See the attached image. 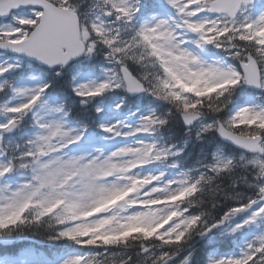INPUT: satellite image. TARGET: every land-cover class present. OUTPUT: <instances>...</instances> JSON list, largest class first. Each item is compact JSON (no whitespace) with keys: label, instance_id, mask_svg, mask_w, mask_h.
I'll return each instance as SVG.
<instances>
[{"label":"snow or ice","instance_id":"1","mask_svg":"<svg viewBox=\"0 0 264 264\" xmlns=\"http://www.w3.org/2000/svg\"><path fill=\"white\" fill-rule=\"evenodd\" d=\"M209 45L227 60L205 59ZM0 49L46 66L78 98L66 106L47 82H0V238L32 234L90 250L60 264H190L193 252L177 258L194 237L259 225L238 253L204 264H264V103L229 108L245 85L264 99V0H0ZM100 55L103 79H67ZM19 67L0 63V77ZM116 90L171 109L135 124L97 119ZM171 116L199 122L198 137L218 133L241 153L174 178L142 173L179 154L152 139ZM90 127L131 143L75 152Z\"/></svg>","mask_w":264,"mask_h":264},{"label":"rangeland","instance_id":"2","mask_svg":"<svg viewBox=\"0 0 264 264\" xmlns=\"http://www.w3.org/2000/svg\"><path fill=\"white\" fill-rule=\"evenodd\" d=\"M190 47H194V46L190 45ZM96 79H97V78L94 77V76H92V75H83L82 78H81V80H80V82H88L89 80H96ZM39 82H40V81H39L38 79H36V78H30V79H26V80L21 81V82L19 83L18 86H30V87H32V86H35L36 84H38ZM13 102H17V101L14 100ZM251 104H261V102H260V101H255V100H254L253 102H251ZM251 104H245V105H243L242 107H245V106H248V105H251ZM242 107H240V108H242ZM237 110H239V108L236 109L235 111H237ZM235 111H234V112H235ZM127 114H128V113H123V114H121L120 116L109 115L108 117H106V119L104 120V122H109V123H111V122H114V121L117 120V119H124V120H126V116H127ZM204 122H210V121L205 119ZM128 123H129V122H128ZM199 129H200V123L197 122V123L194 125V127L190 129V131H191L190 133H194V136L198 137V136H197V132L199 131ZM190 133L188 132L189 135H190ZM189 135H188V136H189ZM199 137H200V136H199ZM88 141H89L90 143H92L93 147L90 148L89 150H88L87 148L81 149V150L77 151V153H79V152H83V151H91L94 147H101V145H102V144L99 143V142H91V141H92V138H90ZM125 143H131V140L119 139V140H116V141H111L110 144H112V148H111L110 150H112V149H113L114 147H116V146H119V145H122V144H125ZM182 145H183V146H182ZM182 145H181L182 147L180 148V151L183 150V147H184V141L182 142ZM176 152L180 153L179 150H176ZM202 152H203L202 149L199 150V153H200V156H201V157L198 158L197 160H195V161L190 162L189 164H187V167H182V165H181V166H180L181 168H178L177 171H175V172H167L168 177H170V178H174V177H176V176H177L179 173H181V172H186V171L195 172V171H197L198 168H199V166H200V162L202 161V160H201V159H202V154H201ZM217 153H220V150H218V149L213 150V155H212V157L215 156V155H217ZM189 155H190V153H188V155L186 156V158H188ZM175 157H176V156H175ZM175 157H173L171 160H176ZM214 158H219V157H214ZM171 160H170V161H171ZM175 164L178 165V162H175ZM200 167H202V166H200ZM200 169H201V168H200ZM200 169H199V170H200ZM165 170H166V169H164V168L155 167V166H153V165L151 164V165L147 166L146 168L141 169V170H139V171H141L142 173H153V174H155V173H157V172H159V171H165ZM259 228H260V226H258V225H257V229H258V230H253V229L251 228V229L253 230V232H250L249 227L246 228V234H245L244 243H241V242H239L238 240H236V241H238L236 249H238V251H239V248H240L241 246H243L247 241H249L251 238H253V236H254L255 234H257V233L261 230V229H259ZM241 232H242V230H241L240 232L236 233V234H239V233H241ZM236 234L233 235L235 238L237 237ZM224 235H227V234H224ZM224 235H223V236H224ZM221 237H222V234L217 233V235L214 236L213 238H211V239L209 240V242H210V241H212V242H214V241H218ZM208 244H211V242L208 243ZM238 251H237V253H238ZM76 254H80V253H78V252H69V253L66 254L64 257H60L57 261L49 260L48 264H60V262H61L62 260L66 259V258H68V257H70V256H72V255H76ZM214 254H216V252H215V251H212V252L210 253L209 256L214 255ZM34 255H35V254H34L32 251L28 250V251L25 252V255L23 256V258H22L21 260L9 259V258H3V259L0 260V264H47L46 261H44V260L41 261V260H40L41 256H40L39 258H37V257L34 256ZM39 255H40V254H39ZM56 256H57V255H56ZM41 259H43V258H41Z\"/></svg>","mask_w":264,"mask_h":264},{"label":"trees","instance_id":"3","mask_svg":"<svg viewBox=\"0 0 264 264\" xmlns=\"http://www.w3.org/2000/svg\"><path fill=\"white\" fill-rule=\"evenodd\" d=\"M52 82H53V80L50 81L51 85H52ZM54 84H55V87L53 88L51 86L50 90L52 92H54L55 95H57L58 90H60V88H62V87H60V84H62V82H61V80L59 78H57V79H54ZM77 100H78V98L76 100H73L74 103L70 102V105H76L77 104ZM67 101H69V100L67 99ZM66 106H68V103L66 104ZM180 125H182L181 122H180ZM9 253H10L9 246L5 247V245L0 244V255L9 254Z\"/></svg>","mask_w":264,"mask_h":264},{"label":"water","instance_id":"4","mask_svg":"<svg viewBox=\"0 0 264 264\" xmlns=\"http://www.w3.org/2000/svg\"><path fill=\"white\" fill-rule=\"evenodd\" d=\"M221 137V136H220ZM222 139H224L223 137H221ZM225 140V139H224ZM227 141V140H226ZM228 142H230V141H228Z\"/></svg>","mask_w":264,"mask_h":264}]
</instances>
